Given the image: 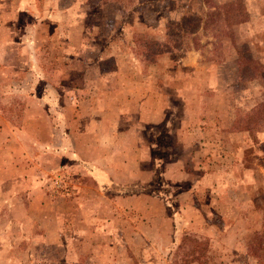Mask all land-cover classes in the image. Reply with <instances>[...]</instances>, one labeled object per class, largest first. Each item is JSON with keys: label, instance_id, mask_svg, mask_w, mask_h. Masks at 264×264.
Listing matches in <instances>:
<instances>
[{"label": "rangeland", "instance_id": "obj_1", "mask_svg": "<svg viewBox=\"0 0 264 264\" xmlns=\"http://www.w3.org/2000/svg\"><path fill=\"white\" fill-rule=\"evenodd\" d=\"M256 233L264 0H0V264H255Z\"/></svg>", "mask_w": 264, "mask_h": 264}, {"label": "trees", "instance_id": "obj_2", "mask_svg": "<svg viewBox=\"0 0 264 264\" xmlns=\"http://www.w3.org/2000/svg\"><path fill=\"white\" fill-rule=\"evenodd\" d=\"M233 6H234L233 3H228L224 7L230 10ZM209 12H212V11H209ZM207 15L212 16V17H216V18L220 17L219 13H217V14L207 13ZM233 16L234 15L230 14L228 16V20H231L233 18ZM190 20L192 22L191 25L189 24L191 28L197 27L198 25L201 24V18H199V17L190 16V17H188V19L183 18V21H185L186 23H189ZM233 22H236V21H233ZM204 25H206V24L204 23ZM195 29H197V28H195ZM238 61L240 63L242 60L240 61V59H238ZM249 62H251V61H249ZM259 73L261 74V71L258 69L257 74H259ZM194 240L196 241V240H200V239H198L197 237L196 238L194 237ZM203 240H206V239L203 238ZM194 249H196V250L193 251L192 253L195 254V258L201 259V257L204 256L205 251L203 249L199 250V246L194 247L193 250ZM248 255L255 260V264H264V237H263V235L256 233L255 235H253L251 237L250 242L248 243ZM190 258H192V257H190ZM189 260L190 259L185 258L184 262L189 263Z\"/></svg>", "mask_w": 264, "mask_h": 264}]
</instances>
